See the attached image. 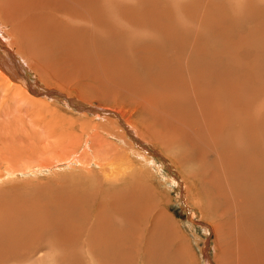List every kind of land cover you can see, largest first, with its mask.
Masks as SVG:
<instances>
[{"label": "bare ground", "instance_id": "1", "mask_svg": "<svg viewBox=\"0 0 264 264\" xmlns=\"http://www.w3.org/2000/svg\"><path fill=\"white\" fill-rule=\"evenodd\" d=\"M175 1L177 4L180 2V0ZM261 1L262 0H232L231 2L233 8H236V14L237 12L239 14L241 10H243V7L247 9V11H243H246L247 17H249L253 12H256L260 16H264V0L262 2L263 5H261ZM147 2L146 0H0V13L4 15V22L11 23V27L14 31V33L9 36L1 29V24L3 22L0 24V42H2L0 45L7 47L11 51L5 50L6 48L3 49L5 50V55L2 56L0 50V77L6 79L8 81L6 83H9V81L11 82L12 79L17 80L15 82L17 84V92L23 94V98H27L33 103L40 102L46 105V95L44 97L34 95L36 93L42 95L50 93V91L46 92L45 89L46 93L44 94L40 93L39 90L36 91L38 88L47 87L45 84L41 83H44L42 78L50 75L49 73L55 74L50 78L57 89L71 94L79 91L76 90V86L72 87L77 77H81L85 73L95 75V72H99L104 79L106 73L108 74V72L115 70V66H118L116 69H119L120 73L124 75L126 79L122 81V85L119 86L117 84L119 86L118 90H115L117 86L113 88L114 85L111 86V90L100 84L102 88L99 87L97 91L94 90V87L88 86L92 88V90L89 89L90 96L93 92L92 97L100 101V99L104 100L105 97H107L103 96L106 93H109L110 96L115 95V93L119 96L120 93L127 94L130 98V102L126 110L129 111V108L133 107L131 112L149 113L150 123L146 122L145 115H140L135 120H132V113L125 111L118 105L121 100V97L119 99L117 98L118 95H115L116 98L113 97V102L110 103L113 107L101 109L98 107L91 108L89 106V108L93 109V112H96L95 114H97V116L102 112L108 113L112 117H118L119 122H121L124 129L127 130V133H130V131H132L131 129L135 131L134 133H136L138 137L135 138L137 142L141 145H145V143L148 144L156 155L160 153L162 155L161 158H168L170 163L179 170L181 173V183L184 185L182 190L183 199H185L186 203H188L189 200L190 204H193L192 208L194 210V215L195 217L199 216L200 221L198 222L202 226V230L204 232L208 231L210 235L219 233L224 237V239L218 242L215 238L212 240L215 257L213 261L214 264H260L263 259L261 257L256 259L254 256H248V252L264 253V144L263 146L261 145V135L264 134V78L260 76V69L257 64H254V62L248 64L242 61L243 53L251 52L250 50H242L241 48L240 50L242 51L237 52L235 51L236 49L234 50L233 48L230 50L229 46L227 47L225 44L194 43V40L201 35L199 30L200 25L202 26V30H210L205 16L198 17V20H196L198 22V29H196V26V32L194 31L190 39L188 37L189 40L187 42H183L184 45L180 43L181 48L179 50L174 47L165 49V46L161 44L157 45L149 42L147 37L150 32L149 28L145 26L147 23L144 24L142 21L140 24H144L146 29L140 27V29L135 32L132 28L135 25L132 24L133 22L131 21V17H133L132 14L135 12L133 8L140 11ZM170 2L176 5L174 0ZM252 2H255L257 7L254 6ZM256 2H258V4H256ZM158 3L155 0H151L149 8L155 9L156 12L152 13H155L156 17L162 21L163 28L165 27L163 21H166V19L169 20L165 27L166 29L174 15L166 16L164 14L166 12L163 13L156 9L153 4ZM173 5L170 7H173ZM187 5H190V3ZM248 5L250 7H248ZM252 5L255 8L251 7ZM150 13L148 12V14ZM241 13L243 14V12ZM238 14L236 15L237 17L240 16ZM246 14L244 13L245 16ZM181 15L182 14L179 13V16ZM1 18L2 17H0V19ZM210 18L209 22L215 23V21H211L212 18ZM176 20L177 24L180 25L181 28H184L182 23L185 24V21L181 23V20L177 18ZM151 21L152 23L155 22L154 19H151ZM39 22H46L47 26L51 29L49 33V42H45V38L42 37L41 29L39 28L41 24ZM140 24L138 25L137 23L136 27L140 26ZM156 24L158 25V23ZM31 26L36 30V33L38 30L37 36L36 33H31ZM171 26H173V24H171ZM158 27L160 28L161 25ZM41 28L43 29L44 27ZM167 29L170 31L174 29V27L170 28L169 26ZM129 30H131V32H129ZM8 33H10V31ZM176 33L179 34L178 28L176 29L175 27L173 33L165 36L169 39H173L171 45L178 44V34ZM162 34L163 33H161V35ZM10 37L13 38L10 39ZM138 37H140L141 40L134 41V38L138 39ZM157 37L154 36V40L156 39L159 41V39H163L159 36ZM117 39H121V44L119 43V46L117 45ZM142 40H144V43L141 42ZM165 40L163 39L162 42ZM35 43L39 45L35 46ZM131 43L133 45H131ZM214 45L217 46L214 47ZM12 46L15 47L20 57L16 55ZM252 51H255V48ZM253 56L255 57V54ZM96 66L98 67L96 68ZM37 67H41L38 76L35 75V68ZM160 70H180L182 73L176 76L170 75L174 77L172 80L169 79V77L166 78L167 80H163L160 79L163 77ZM115 74L116 73H114V76L111 75L114 77L113 81H115ZM97 75H95L96 78ZM90 79L88 81L95 80ZM98 80L100 79L98 78ZM155 80L154 86L156 93L140 95L139 90L140 88H144V83L149 84V81L154 82ZM38 81L41 83L39 84ZM104 81L107 82L106 78ZM94 82L96 83L97 81ZM2 83L4 84L3 80ZM2 83L0 82V84ZM109 83H112V81L106 83L110 87ZM5 85L8 89H11L10 84ZM100 85L98 84L97 86ZM44 90L42 91L41 89L42 92H44ZM58 92L59 90H54L50 94L55 95L56 98L60 97L61 102H65L71 107H74V105L76 106L78 103L80 104V101L83 100H93L78 93L75 94L79 99L77 101L74 98H68L69 96L66 95L63 96L60 94V96ZM172 93H175L174 95L176 96L173 97ZM19 101L21 100L19 99ZM181 106H183L182 115L185 114L188 119L185 120L183 116H181L180 119H182L184 123L187 122L189 124H181L182 122L180 123L177 121ZM190 109L194 111L196 115H194ZM114 120L116 121V119ZM72 123L76 124L75 126L77 127V123L74 121ZM107 123L109 122H106V124H100L99 122V124L96 125L98 131L101 130L104 134L106 133L108 136L111 135L113 137L116 136L119 140L123 141V147L130 149L139 159L138 161L140 162L138 164L141 173L144 172L142 169L146 166L154 168L155 165L148 157L133 150L132 142L129 141L127 136L122 132L123 129L117 126V122H114L117 127H113L115 125L114 123V125H109ZM59 124L60 123H58L57 126ZM57 126L55 125L54 127L56 128ZM69 126L72 131L74 127L71 124ZM58 127H60V125ZM59 130L61 131V129ZM201 130L208 139L202 136ZM55 131L57 130L55 129ZM65 134L67 135L68 133ZM94 136H96L95 133ZM221 136H223V142L226 140L229 146L232 143L236 148V153L240 152L238 166H236L237 168L235 170L229 165L226 168L225 159L219 155V151L221 150L219 145L223 144L220 139ZM81 137H83V135ZM92 137L93 134L91 138ZM96 140H99L97 136ZM87 141L88 138L87 140L85 139V142ZM100 141L98 142L101 143ZM81 142H83V140ZM77 145L79 146V144ZM104 145L105 143H103V145L98 144L97 146L100 148ZM151 145H153V147H151ZM174 146L178 150V153H174L175 151L173 152L170 149ZM155 147L159 153L154 150ZM106 148L107 146L104 147L103 150ZM125 152L129 151L126 149ZM204 153H208V155L203 157ZM208 156L210 160L213 156L216 157L215 163H212V168L209 167V165L205 166V163H203L205 162L204 159ZM188 161L196 162V167H191L190 170L185 168L184 166H186L185 164H187ZM217 161L219 163H216ZM68 163L69 162H66L64 164ZM54 165L53 163H49V165L40 163L39 167L33 166L34 168H30L31 166L28 165L25 170H18V172L23 174L35 171L36 174L40 172L41 169ZM208 167L209 169H206ZM159 169H155L156 173L164 178V175L159 172ZM77 171H82L84 174H79ZM92 171L93 170L90 168L74 166L68 174L69 177L65 175L66 172H60L50 177L51 179L49 178V180L46 179L45 182L38 183V186L48 188V192L50 191L49 187H52L50 193L60 195L59 198H55L50 194H48L47 197L50 202H55L54 209L57 213L54 214L53 221H58L61 230L66 234H68L67 231L83 232L82 240L79 244L81 249L79 257L81 259H91L90 264H110V262L114 264V258L111 257L117 251V248H109L105 242L110 241L113 245L120 246L128 239V236H132V234L135 233V230H133L135 228L132 229L134 231L132 234L126 229L124 226L125 221H123L125 219L119 220L118 222L113 220L116 212L115 206L116 203L120 204L123 202H129L131 204L134 200L131 198V194L127 193L128 189L126 190L120 186L117 188L116 186L113 187L116 185V181H122V173L120 176H117L116 171L113 173L114 176L111 175L112 177H103V182L100 179L105 186L103 194L108 195V198H106L107 200H100L102 192L98 189L99 182L96 181L95 177L91 174ZM232 172L235 174L234 179L238 178L242 181L240 182L241 189L239 190H237V188H234L233 191H231L232 189L230 190V181L233 180H230V174ZM101 173L104 174V172ZM127 173H129V171H127ZM153 173L155 175V171ZM215 174H219V176H214L212 180L208 178V176H213ZM123 175L126 177V174ZM7 176H12V174L7 173ZM88 177L92 178L97 184L87 185V182L83 179ZM0 178L2 180L5 176L3 175V177ZM78 178H80L82 182H86L87 186H91L94 196L87 195L88 189L86 187L80 189L82 183L80 184ZM133 180H135L134 177L132 182ZM164 180L167 182L166 179ZM244 181L246 182L243 183ZM119 183L118 185L121 184ZM86 185L84 184V186ZM111 190L115 191L117 195L116 203L112 200L113 196ZM150 195H153V193ZM159 195H161V192ZM150 199L151 198L148 199V202ZM99 201L102 203V209L96 210L92 205L94 207L100 205ZM156 206L157 204L155 208ZM87 207L90 208L91 211L89 212L88 210L86 213ZM160 208L156 216L159 217L168 233H173V236L181 235L179 222L176 221L168 211L166 212L163 207ZM152 210H154V208ZM147 211L149 210L147 209ZM146 212L143 211L142 214ZM140 218L141 217H139V220ZM65 219L77 225L67 226ZM129 220L131 221L132 219ZM129 220H126V222ZM189 220L196 222L195 219L192 218V215ZM132 221L136 220L133 219ZM230 221H233L236 225V230L233 229L236 235V238H234L237 243H239V239L237 238L241 235L245 240L248 252L244 247L239 249L238 244H236L237 252L240 253L235 255V253H237L235 251V246L233 249V246L226 248V246L221 245L222 249H218L220 255H215L217 244L235 236L233 235L232 227L228 224L231 223ZM32 222L36 227L42 224L41 220H33ZM115 223H118V226L114 225ZM24 224L30 226V223L27 221L24 222ZM89 224H92L94 229H92ZM152 225L155 226L154 223H152ZM138 226L140 227V225ZM128 228L130 229V227ZM140 229L143 230L142 227ZM147 230H149V228ZM143 233H141L139 237ZM251 235L252 237L254 236V239L247 242ZM68 240L69 237H67L64 242ZM205 241L208 242V239ZM187 245L190 246L189 243H186V246ZM260 247L262 249H260ZM242 249L243 252L241 253ZM71 251L72 250L69 248L65 249V257L62 258L63 262L68 259V255ZM131 254L132 253L129 252L125 255L123 258H126V261L121 264H130L131 260H134ZM45 259H54L51 246L48 243H44V247L40 250L35 248L32 254L25 260H19L17 257V260L13 264H53L49 261H42ZM161 260L162 257L160 258V261ZM156 261L157 260L153 263H156ZM191 261L194 263L193 259ZM213 263L210 260L205 262V264ZM189 264H191V262Z\"/></svg>", "mask_w": 264, "mask_h": 264}, {"label": "rangeland", "instance_id": "2", "mask_svg": "<svg viewBox=\"0 0 264 264\" xmlns=\"http://www.w3.org/2000/svg\"><path fill=\"white\" fill-rule=\"evenodd\" d=\"M147 1L148 0H146V2ZM155 1L157 3L159 2L158 4H153L155 5L156 9L162 11L163 13L166 12L164 13L166 16L174 15L169 23L170 28L174 27V29L170 30L171 32L167 29L169 26H167V28L165 29L167 23L169 22V20L167 19H166L167 22L163 21L165 26L163 28L162 21L156 17L155 13H152V12H156L155 9L149 8L151 0H149L148 1L149 4L147 2L144 8L142 7L140 11L136 10V8H133L136 13L133 10L134 13L132 14L133 17H131V21L133 22L132 24H134L135 26L132 28L136 32L140 29V27L144 29L145 28L144 24L147 23L145 26L149 28V32L150 34H152V35L149 34L147 37L149 42L155 43L157 45L161 44L165 46V49L174 47L175 49L179 50L181 48V44L184 45L183 42L184 41L187 42L191 38V35L194 33V31L196 32L195 28L198 23L196 20H198V17L205 16L208 21V28L210 30L204 31L202 30V26L200 25L199 30L201 32V35L200 37L194 40V43L195 44L197 43L225 44L227 47L229 46L230 50H232L231 48H233L234 50L236 49L235 51L237 52L242 50H250L251 52L243 53V58H242L243 60L242 59L241 60L248 64H251L253 62L254 64H257L260 69V76L264 78V16H260L256 12H253L249 17H247L248 16L246 14L247 9L242 7V9L246 11L241 10L243 14L241 12L238 14L237 12V14L240 15L237 17L236 16L237 14L235 13L236 8L235 7L233 8L232 6L233 5L231 2L232 0H186V1L180 0V2H178L179 4H177V2L174 0L176 5H173V3L170 2L171 0L170 1L155 0ZM262 2L263 0L260 2L261 5L264 4V3L262 4ZM189 3L191 6L187 5ZM170 4L173 5V7H170L171 6ZM252 4H254V6L257 7V5H255V2H252ZM256 4H258V2H256ZM254 6L252 5L251 7ZM248 7L250 6L248 5ZM148 12L149 13L151 12L152 14L151 13L148 14ZM178 12L182 15L179 16ZM244 13L246 14V16L244 15ZM135 15L137 16V18ZM243 15L245 16V18ZM0 17H2L0 19L1 21L0 24L3 22L1 24V29L10 36L12 33H14L11 27V23L9 24V22L7 23L4 22L5 18L4 15H2L1 13H0ZM176 18L181 20V23L185 21V24L182 23L185 29L181 28V26L177 24ZM209 18L211 19V21L213 22L215 21V23L209 22L210 21ZM147 19L149 23L147 22ZM151 19L152 20L154 19L155 22L152 23ZM142 21L144 22L143 25L140 24L142 23ZM39 23L41 24V27H44L43 29L39 27L41 29L42 37L45 38V42H49L50 41L49 33L51 29L47 26L46 22L43 23L39 22ZM137 23L138 25L140 24V26L136 27ZM154 23L155 24L158 23V25L156 24L155 26ZM171 24H173V26H171ZM160 25L161 27L159 28L158 26ZM175 27L176 29L178 28V32H179V34L176 33L178 34L177 35L178 44L171 45L173 39H169L168 37L165 36L173 33L175 31ZM196 29H198V26ZM9 31L10 33H8ZM129 32H131V30H129ZM31 33H36V30L32 26H31ZM161 33L163 34L161 35ZM37 35H38V30L36 36ZM154 36L156 37L159 36L161 37V39L163 38L164 40L166 39L167 41L165 40L162 42L163 39L162 40L159 39V41H157L156 39L154 40L153 38ZM169 37L172 38L171 36ZM12 38L13 37H10V39ZM135 40H141V39L140 37H138V39L134 38V41ZM120 41L121 39H117L118 46ZM143 41L144 40H142L141 42ZM0 43L2 44V42ZM36 45L39 44L35 43V46ZM131 45L133 44L131 43ZM216 46L217 45H214V47ZM241 48L242 50H240ZM254 48L255 51H252ZM3 49L10 51V49H8L7 47L0 45L2 56L5 55L4 52L5 50ZM12 49L14 50L16 55L20 57L17 50H15L14 46H12ZM254 54L255 57L253 56ZM4 57L2 58L3 59L7 58ZM97 67L98 66H96V68ZM117 67L118 66H115V70H112L108 72V74L107 73L105 74V78L107 82L104 81L105 78L103 79L102 78L103 76L99 72L94 73L95 75L98 74L100 76L99 77L97 75V78L95 75L92 74L89 75L90 73H85L84 74L85 77L84 75L81 76L79 74L81 77H77V78L79 79L82 78L83 80L82 79L79 80L76 78V80L74 81V85H72V87L76 86V90L79 91L73 92L71 94L66 93V91H63L61 89H57L52 79L50 78L53 77L55 74L49 73L50 75L42 78L44 83L38 81L39 84L41 83L47 86L44 87L42 85L44 88H38L36 90V91L39 90L40 93L43 94L49 91L51 93L54 90L55 91L59 90L58 95L60 94H62L63 96L66 95L69 96L68 98H74L77 101L79 99L78 96L75 94L78 93H81L84 97L88 99H93L88 101L85 100L80 101L81 103L80 104L78 103L76 106L74 105V107L67 105L65 102H61L60 97L56 98L55 95H51L50 93H46L44 95L39 93H36L35 95L33 94L34 96L38 95V97H44L46 95V99H47L46 105L41 104L40 102L33 103L29 99L23 98V94L17 92V84L15 83L17 80L10 79L11 82L9 81V83H6L8 81L0 77V82L2 83V80L4 81V84L2 83L4 86L0 84V177H3V175L5 176V178L2 180L0 178V224H1L0 225V264H13L17 260V257L19 258V260H25L32 254V251L35 248L39 250L42 249L44 247V243H48L51 246L54 259H45L42 261H49L52 262L53 264H58V263L90 264L91 259H81L79 257V253L81 251L79 244L82 240L83 232L67 231L68 234H66L61 230V226L59 225L58 221H53L54 214L57 213L54 209L55 202H50L48 200L47 195L48 194L53 195V197L55 198H59L60 195H57L55 193H50L52 191V187H49L50 191L48 192L47 191L48 188L38 186V183L45 182L46 179L49 180V178L54 176V174L60 172L61 173L66 172L65 175L69 177L68 174L71 168L74 166H78V167L81 166L93 170L91 174L95 177L96 181L99 182L98 189L102 192V193L100 192L102 194L100 195V200H107L106 198H108V195L103 194L105 191V186L103 185L104 183H102L103 179L105 177H110L111 175H113V173H115V171L117 176L118 175L120 176L122 173V181L121 180L116 181V185H114L113 187L116 186L117 188L120 186L121 188H125L126 190L128 189L127 193L131 194V198L134 200L133 203L131 204L129 202L128 203L123 202L120 204L116 203L117 195L115 191L111 190L113 196L112 200L116 203L115 206L116 212L114 214L115 218H113V220H116L118 222L119 220L125 219L123 221H125L124 226L126 227V229H128L129 232H131V234L134 233L133 230H135V233L132 234V236H128V239H126L125 242L120 246H115L110 241L105 242L109 248H117V251L111 257L114 258V264L125 263L126 258L123 257L127 255L129 252H131L132 257H134L133 258L134 260H131L130 264H156V263L157 264H189L190 262L191 264H205L207 260L212 261V263L215 260L212 240H214L215 238L216 241L218 242L224 239V237L221 236L219 233L210 235L208 231L204 232L202 230V226L198 222L200 221L199 216L195 217L194 215V210L192 208L193 204H190L189 200L188 203H186L185 199H183L182 190L184 188V185L181 183V173L179 172V170H177L170 163L168 158L166 157L161 158L162 155L159 152H157L156 147L154 148V150L157 153H159L157 155L156 153L153 152L152 148H150L148 144L145 143V145L144 144L141 145L139 142H137L135 138L138 137L137 134L134 133L135 131L131 129L132 131H130V133L129 132L127 133V130H125L121 122H119L118 117H112L108 113H102V112H100L101 114H98L97 116V114H95L96 112H93L94 110L91 109L92 107H98L101 109L113 107L112 105H110V103L113 102L114 99L113 97H115V95L118 94L115 93V95L110 96L109 93L108 94L106 93L103 96H107V97H105L104 100L100 99V101H98L92 97L93 92L91 93L92 95L90 96L89 89L92 90V88L94 87V90L97 91L99 87L102 88L103 86L112 90L111 86L114 85L113 88L117 86L115 90H118V87L122 85V81L126 79L124 78V75L120 73L119 69H116ZM40 69L41 67L35 68L36 76L39 75ZM114 73H116L115 81H113L114 77H112L114 76ZM160 73L164 77L160 79L167 80L166 78L169 77V79L172 80L174 78L172 76L181 75L182 72L180 70H175V71L160 70ZM98 78L100 80H98ZM89 79L90 80L95 79V80H92L93 81L92 82V81H88ZM94 81L97 82L95 83ZM110 81H112V83H109L110 84L109 87V85L106 83ZM155 82L156 80L154 82L149 81L148 82L149 84L144 83V88H140L139 90L140 95L155 94L156 93L154 86ZM97 83L99 85L101 84L102 86L101 85L97 86L98 85ZM5 84H10L11 89H8ZM88 86L89 87L91 86L92 88H89ZM41 89L42 91L45 89L46 92L45 90L44 92H42ZM174 94L175 93H172L173 97L176 96ZM120 97L121 100L118 105L122 107L125 111H127L126 108H128L127 106L130 102V98L127 94H121V93L120 96L118 95L117 98L119 99ZM19 99L21 101H19ZM23 99L24 101H27L29 104L27 102H24ZM179 101H183V100H179ZM89 106L91 108H89ZM132 109L133 107H130L129 111H127L132 113L131 114V119L133 118L132 120H135L140 115L143 116L145 115L146 122L150 123L148 116L149 113H145V112L134 113L131 112ZM182 109L183 106H181L180 112H178L177 121H179L180 123L182 122L181 124H189L187 122L184 123V121L180 119L181 116H183L185 120L188 119L185 114L182 115ZM191 112L194 115H196L194 111L191 110ZM113 118L116 119V121ZM73 121L77 123V127L75 126L76 124L72 123ZM66 122H70V123H66ZM99 122L100 124H106V122H109L107 123L109 125L115 124L113 127L119 126V128H122L123 131L122 130L121 131L127 136V139L132 142L133 150L138 151L143 155H145L146 157H148V159L151 160L155 165L154 168H150L146 166L142 169L144 172L141 173L140 166L138 164L140 162L138 161L139 159L134 155L132 151H130V149L126 147L125 148L129 152H125L126 149L123 147L122 144L123 141L119 140L116 136H114L115 137L114 138L111 135L108 136L106 133L104 134V132L101 130L98 131L96 125H98ZM114 122H117V126L116 123ZM52 123L54 126L55 125L57 126V124L60 123L59 124L60 127H58L59 126L58 125L55 128L52 125ZM68 124L69 125L71 124L74 127L73 128L71 126L73 128L72 131ZM58 128L61 129V131ZM55 129L57 131H55ZM65 133H68L67 134L68 136ZM94 133L96 134L99 140H96V136H94ZM201 133L202 136L205 138L206 136H204L202 130ZM92 134L93 137L91 138ZM80 135L81 136L83 135V137H81ZM263 136L264 134L261 135L262 146L264 144ZM87 138L88 141L85 142V139L87 140ZM206 139H208V137H206ZM220 139L222 140L221 142L223 144L219 145L221 147V150L219 151V155L225 159L226 168L229 165L235 170L237 168L236 166H238V161H239L238 157L240 155V152L236 153V148L232 145V143L229 146L226 140H224L225 142H223V136H221ZM82 140L83 142H81ZM98 141H100L101 143H99ZM103 143H105V145L101 146L102 148L101 147L99 148V146H97L98 144L103 145ZM77 144H79V146ZM106 146L107 148L105 149L106 150L105 151L103 150V148ZM151 147H153V145H151ZM170 149L173 152L175 151L174 153H178V150L176 149L175 146ZM205 155H208V153H204L203 157ZM215 158L216 157L213 156V158H211L210 160L208 156L206 157V159H204L205 162L203 163H205V166L209 165V167L212 168V163L213 162L215 163L216 161ZM66 162L69 163L64 164ZM40 163L45 165H49V163H53V165L54 164L55 165L52 167L41 169L40 172L36 174L35 171H31V173L29 172L23 174H20V172H18V170H25L28 167V165L31 166L30 168L39 167ZM216 163L219 162L217 161ZM185 165L186 166L184 167L190 170L191 167L192 168L196 167V162L188 161V163ZM155 167L158 169L160 168L159 172H161L164 175V178H162L160 174L156 173ZM209 167L206 169H209ZM151 169L155 171V175L153 173L154 171H152ZM127 171H129V173H127ZM77 172L79 174L83 173L82 171H77ZM101 172H104V174H102ZM7 173L12 174V176L8 177ZM106 173L108 174V176ZM123 174H126V177ZM217 175L219 176V174H215L213 176H208V178L212 180L213 177ZM234 176L235 174L234 172H232L230 174V178H231L230 180L232 179L233 180L230 181V185H229L230 190L232 189L231 191H233L234 188H237V190L241 189L240 182L242 181L239 180L238 178L234 179ZM123 177L126 178L127 180L124 179ZM133 177L135 180H133L132 182ZM78 179L80 184L82 183L80 189L86 187L88 189L87 195L94 196L91 186H87V185L90 184L92 185L95 184L96 182L92 178L88 177L83 179L87 182L86 185V182H82L80 178ZM100 179L102 180V182ZM164 179H166L168 183ZM245 182L246 181H244L243 183ZM83 183L86 186H84ZM118 183L120 185H118ZM160 192L161 195H159ZM152 193L154 196L150 195ZM149 198L151 199L148 202ZM99 202L100 205L96 207L92 205V207L96 210L102 209V203L101 201ZM153 203L155 205L157 204L158 207L156 206L155 208V205ZM160 207H163V209L166 212L168 211V213L176 221L179 222L181 235L173 236V233H168L165 226L162 225L159 217L156 216L157 212L161 209ZM153 208L154 210H152ZM147 209L152 212L147 211ZM88 210L89 212L91 211V209L87 207L86 213ZM143 211L145 212L147 211V212L142 214ZM191 215L196 222H192L189 220ZM139 217H141L140 220ZM129 219L132 220L134 219L136 221L131 220L132 221L131 222ZM33 220H41L42 221L41 226L36 227V225L32 222ZM126 220L129 221L126 222ZM26 221L30 223V226L24 224V222ZM65 222L67 223V226L77 225V224H73L72 221H68L67 219H65ZM128 222L131 224H129ZM230 222L231 223L228 224L232 227L233 235H235L234 230H236V225L233 221ZM152 223H154L155 226H153ZM114 225L118 226V223H115ZM138 225H140V227ZM147 225L150 226L148 227ZM89 226L92 229H94V226L92 224H89ZM128 227H130L131 230ZM141 227L142 229L146 227L143 229L144 233L143 230L140 229ZM148 228L149 230H147ZM141 233L143 234L139 237ZM67 237H69V240L67 242H64ZM234 237L236 238V235L230 239H225L219 244H217L216 245L217 251L215 255H220V251L218 249H222L221 245L226 246V248L233 246L232 248L234 249V246L238 244L239 249L244 247L245 250H247L246 249L247 245L245 243L244 238L241 235H239V237L237 238L239 239V243H237ZM207 239L208 242L205 241ZM253 239L254 236L252 237L251 235L247 242L252 241ZM186 243L187 244L189 243L190 246L189 245L186 246ZM66 248H69L72 251L68 255V259L63 262L62 258L65 257ZM236 248L237 247L235 246V251L237 252ZM260 249L262 248L260 247ZM135 250H137L138 252ZM242 252L243 249L241 250V253ZM238 253L240 252L235 253V255ZM133 255L136 256V259L135 256ZM248 256H254V258L256 259L261 257L263 260L260 264H264V253L248 252ZM161 257L162 260L160 261ZM192 259L194 260V263L191 261ZM155 260H157L156 263H153L155 262Z\"/></svg>", "mask_w": 264, "mask_h": 264}]
</instances>
